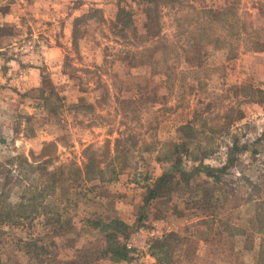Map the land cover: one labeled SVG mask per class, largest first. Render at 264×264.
<instances>
[{
  "label": "rangeland",
  "instance_id": "obj_1",
  "mask_svg": "<svg viewBox=\"0 0 264 264\" xmlns=\"http://www.w3.org/2000/svg\"><path fill=\"white\" fill-rule=\"evenodd\" d=\"M55 1L0 0V264H133L141 226L161 264H263L264 0ZM121 214L114 260L89 221Z\"/></svg>",
  "mask_w": 264,
  "mask_h": 264
},
{
  "label": "trees",
  "instance_id": "obj_2",
  "mask_svg": "<svg viewBox=\"0 0 264 264\" xmlns=\"http://www.w3.org/2000/svg\"><path fill=\"white\" fill-rule=\"evenodd\" d=\"M131 18V12L127 10H120L119 13H117V19L123 26L129 25ZM77 37V29H75L74 32V40ZM93 160L86 161L85 165L87 166V169L91 166H93ZM173 170V169H172ZM179 170V169H178ZM175 171V170H173ZM183 178L186 180L190 177L189 174L186 171H182ZM170 171H166L161 177H159L154 184V186L148 189L146 196L144 197L143 205L141 206L142 209H145L148 207L152 200L158 198L160 196L159 190L160 187H166L168 184H171L172 175H170ZM214 178L217 180L218 177L214 176ZM146 215H144L142 212H140V215L138 217V221H144L146 219ZM89 223L95 227H100L102 229L107 230V239H108V246H107V255L111 256L114 260H120L127 258L129 256L128 251L126 250L123 239L126 237L128 230L130 231L131 226L129 225L125 220L121 218H113L109 221H106L104 219H99L97 221H89ZM165 249H167V242L166 241H156L153 245V251L155 254L160 255L162 253H165ZM261 262L264 264V259H261Z\"/></svg>",
  "mask_w": 264,
  "mask_h": 264
},
{
  "label": "built area",
  "instance_id": "obj_3",
  "mask_svg": "<svg viewBox=\"0 0 264 264\" xmlns=\"http://www.w3.org/2000/svg\"><path fill=\"white\" fill-rule=\"evenodd\" d=\"M158 228L141 226L127 240V248L133 264H161L151 252V237H162ZM147 237V239H146Z\"/></svg>",
  "mask_w": 264,
  "mask_h": 264
},
{
  "label": "crops",
  "instance_id": "obj_4",
  "mask_svg": "<svg viewBox=\"0 0 264 264\" xmlns=\"http://www.w3.org/2000/svg\"><path fill=\"white\" fill-rule=\"evenodd\" d=\"M61 1H63V0H56L55 1V5H57V4H59ZM141 208V207H140ZM119 213H121L120 211H119ZM125 215L124 214H121L120 216H118V217H120L121 219H123V220H127L128 218H126V216L124 217ZM128 222V221H127ZM178 230V229H177ZM176 232V231H175Z\"/></svg>",
  "mask_w": 264,
  "mask_h": 264
}]
</instances>
